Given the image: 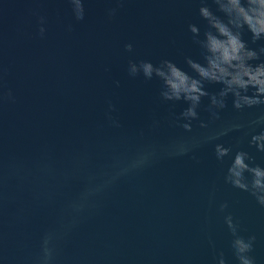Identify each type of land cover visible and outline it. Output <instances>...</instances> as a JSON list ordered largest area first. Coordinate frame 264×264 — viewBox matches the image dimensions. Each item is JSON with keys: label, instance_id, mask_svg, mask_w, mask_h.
Wrapping results in <instances>:
<instances>
[{"label": "water", "instance_id": "water-1", "mask_svg": "<svg viewBox=\"0 0 264 264\" xmlns=\"http://www.w3.org/2000/svg\"><path fill=\"white\" fill-rule=\"evenodd\" d=\"M84 5L76 20L69 0H0V264H42L46 235L50 264H218L221 253L238 264L229 214L239 236L256 237L250 255L264 264V206L225 182L238 150L264 167L250 143L264 122L249 126L264 105L238 110L228 93L216 110L201 97L187 131V103L164 100L155 76L128 71L129 60L169 59L196 76L185 58L205 62L188 30H207L200 0ZM241 39L264 46L246 29ZM222 87L205 82L210 94ZM233 123L243 127L205 140ZM194 139L189 152L167 154ZM216 144L228 156L218 160Z\"/></svg>", "mask_w": 264, "mask_h": 264}, {"label": "clouds", "instance_id": "clouds-1", "mask_svg": "<svg viewBox=\"0 0 264 264\" xmlns=\"http://www.w3.org/2000/svg\"><path fill=\"white\" fill-rule=\"evenodd\" d=\"M76 20H82L85 16L84 0H69ZM215 11L209 6L207 0H200L199 16L206 22L207 30L201 38L200 28L196 24H189L188 30L196 38V43L202 50L204 63L186 57L188 67L196 73L190 75L182 67L169 59L161 60L154 64L150 60H141L138 63L128 61V71L132 76L142 74L145 79L154 76L162 83L160 96L167 101H181L187 103V107L180 112V117L185 121L182 127L191 131L193 120L198 118V107L201 97H209L210 106L216 110L226 107V97L232 94V106L235 109L251 108L253 105H264V46L251 48L241 39L243 30L251 33L253 42L264 39V0H212ZM114 11V10H113ZM219 13V14H218ZM40 34L43 35L45 28L43 18L40 19ZM125 49L131 52L133 45L128 43ZM254 61H258L253 63ZM199 77L197 79L196 77ZM205 82H217L223 85L219 92L209 93L205 88ZM218 111L213 113L217 116ZM264 122V113L256 119L249 121V126ZM201 122V127H204ZM243 125L233 123L219 132L205 137V140H213L215 137L224 135L231 128H241ZM199 140L191 143L185 140L173 142L168 149L170 156L183 155L199 144ZM251 144L258 151H264V132L251 136ZM230 149L215 145L217 159L228 156ZM152 156L146 154L140 157L138 164L144 165ZM248 154L238 150L231 157L227 167L225 182L242 191L250 192L260 206H264V167L259 164L248 162ZM247 174V175H245ZM227 204H221L223 210ZM225 223L230 230L233 240L232 248L238 264H255L250 255L254 235L245 239L237 234L238 225L234 223L231 214L225 216ZM49 236L43 238L42 264H50L53 250L49 247ZM215 259V257H214ZM218 264H225L223 253L220 254Z\"/></svg>", "mask_w": 264, "mask_h": 264}]
</instances>
